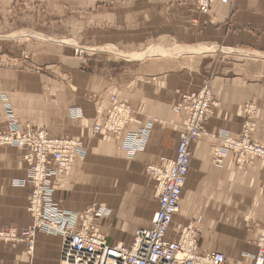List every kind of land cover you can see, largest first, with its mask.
<instances>
[{
    "label": "crops",
    "instance_id": "0c3cea01",
    "mask_svg": "<svg viewBox=\"0 0 264 264\" xmlns=\"http://www.w3.org/2000/svg\"><path fill=\"white\" fill-rule=\"evenodd\" d=\"M213 2L210 11L201 14L189 0H0V131L6 129L7 102L21 128L29 125L54 138L80 140L84 158L53 178L56 211L71 212V222L78 224L94 204L100 208L98 215L107 209L106 215L95 218L97 232L107 244H128L136 230L151 227L157 208L148 166L176 154L185 119L173 108L182 95L197 92L210 80L216 105L202 136L191 145L179 212L168 238L193 222L198 253H220L231 264H254L257 225L264 218V163L252 159L238 166L228 153L216 166L213 153L221 135H240L247 103L256 106L254 138L264 146V0ZM42 10L48 14L41 15ZM57 15L75 19L80 44L93 47L123 44L136 49L167 41L174 49L212 47L244 55L236 58L235 70L211 75L199 65L179 63L158 72L143 67L85 72L82 58L52 42L12 37L21 20L28 30L48 31L40 22ZM20 49L26 60H21ZM112 97L131 109V123L121 138L96 131L111 110ZM144 127L151 129L147 144L133 153L127 134ZM24 177L21 153L0 148V231H23L30 224L29 188L15 183ZM61 245V236L37 234L30 258L25 245L0 243V262L60 264Z\"/></svg>",
    "mask_w": 264,
    "mask_h": 264
},
{
    "label": "built area",
    "instance_id": "2783aa9c",
    "mask_svg": "<svg viewBox=\"0 0 264 264\" xmlns=\"http://www.w3.org/2000/svg\"><path fill=\"white\" fill-rule=\"evenodd\" d=\"M216 1L221 4L228 2ZM200 10L207 12V2ZM209 98V89L205 87L203 92L183 96L174 108L185 119L177 155L172 160L160 158L157 165L147 168L149 177L155 183L157 208L151 217V227L136 230L128 244H107L95 230L92 214L88 216L87 213L84 220L80 219L77 224L71 222L70 217L65 218L66 214L53 213L56 205L52 200L53 185L48 178L51 171L49 162L57 168L67 169L79 157L76 150L72 154L67 152L70 149L68 145L72 143L50 138L43 131L36 132L34 140L23 146L29 175L35 176V179H29L26 208L32 220L29 235L33 237V231L38 230L43 234L61 236L60 264H230L220 253L197 252V231L193 222L181 226L173 239L168 238L173 219L179 212V200L190 164L191 144L202 133L210 108ZM130 121V107L112 97L111 110L103 123L104 129L124 134ZM127 136L131 139L129 149L133 152L141 150L147 140V129L129 132ZM222 140L219 154L234 151L239 163L248 159L264 161V148L249 141L246 136L237 139L223 137ZM261 225L257 240V264L264 262V221Z\"/></svg>",
    "mask_w": 264,
    "mask_h": 264
},
{
    "label": "rangeland",
    "instance_id": "374dc122",
    "mask_svg": "<svg viewBox=\"0 0 264 264\" xmlns=\"http://www.w3.org/2000/svg\"><path fill=\"white\" fill-rule=\"evenodd\" d=\"M213 1L216 0H189V4L196 8L198 12L201 14H207L211 7ZM207 2V12L203 13L201 12V6H205ZM44 12V13H43ZM41 15L48 14L47 10H42L40 13ZM23 13L19 15L20 19H23ZM46 18H43L44 21H41L40 24H45L48 26V31H33L26 29L27 24L20 23L19 32L17 34H14L12 37H15L14 40H21L22 38L30 36V40H44L47 42H52L54 45L60 46L68 55H73L76 58H82L85 63L83 62L82 70L85 72L95 71L99 69H110L112 67H115L116 69H123L124 67H133V68H146L148 71L152 70L154 72L162 71L167 69V66L172 63H179V67H188V68H195L199 65V69L202 71H205L208 75H211L213 73H217L218 71L224 70H235L237 66L236 58L242 57V53H235L230 50L220 49V48H212V47H200V48H192V49H179V48H173L171 44H169L167 41H163V44H149L145 45L141 48L131 49V48H124L123 44H121V47L118 46H103V47H93L88 44H80L79 41H81V33L76 31V22L75 19H71L67 16H50ZM42 17H40L41 19ZM40 20L39 18H36ZM51 25V26H50ZM50 26V27H49ZM68 26V28L66 27ZM23 28V29H22ZM28 28V27H27ZM17 32V31H16ZM84 37L86 34L83 35ZM11 38V36L9 37ZM29 39V38H28ZM167 42V43H166ZM160 45H163V49L160 48ZM19 48V47H18ZM173 48V49H172ZM16 51V50H14ZM18 52V51H17ZM20 54L21 60L27 59V54L22 52V49L18 52ZM247 60H252L251 57H248ZM33 71L42 72L43 68H38L36 66H29ZM177 67V65L173 66ZM26 68V66H24ZM54 70L47 71V73L51 74V72ZM206 75V74H205ZM53 83H60V82H53ZM66 83V82H65ZM205 87H208L210 92V98H209V112L207 115V118L209 116L211 107H214L216 105V101L214 99V96L212 94L211 88H210V80H204L203 85L201 88L196 92H203ZM183 96H187V94H184L180 97V99ZM180 99L178 102H180ZM4 101H6V98H4ZM177 102V104H178ZM176 104V105H177ZM174 106V108L176 107ZM128 106V105H127ZM11 106L5 103V110H6V129L4 131H0V148H14L18 150L21 153L22 157V164L25 170V177L24 179L17 180L15 183L19 187H28L29 188V179L32 177L35 179V176L28 172L26 161L24 159L25 154V148L23 146L25 144L31 143L35 136L36 132H46L50 138L63 140L70 142L72 144H69L68 147L70 149L67 150L70 154L73 153L74 150L77 152V157H79L76 161H81L85 156V147L83 146L82 142L80 140H75L72 138H54L50 136V134L43 130V129H35L32 126L26 125L25 127L21 128L19 125L18 120L14 117ZM173 108V109H174ZM243 119L241 123V132L239 136H231L228 134H223L220 137L219 144L217 146V149L214 151L213 155L215 157L214 164L216 166H221L223 156H225L228 153H231L235 157V164L238 166H244L246 163H248L252 159L246 160L244 163H239L237 161V157L234 154V151L227 150L224 153L219 154L218 151L220 147L222 146V138L224 137H231L234 139L240 138L241 136H246L249 141L259 145L260 147L264 148V146L260 145L254 138V135L256 134L258 130V124L256 122V106L252 103H247L243 105ZM207 120V119H206ZM104 121L99 127H96V131L102 130L106 134H109L111 136L120 137L122 136L123 132L120 134L114 133L113 131H108L107 129H104ZM131 123V122H130ZM205 123V122H204ZM204 125V124H203ZM145 128V127H144ZM203 128V127H202ZM138 129V130H142ZM147 129V140L143 146L147 144L148 137L150 135V128ZM138 130H133V132H136ZM131 132V133H133ZM182 132V131H181ZM180 132V134H181ZM202 136V133L200 137ZM199 137V138H200ZM197 139V141L199 140ZM179 141V140H178ZM76 142L80 145L78 146ZM196 141H194L191 145H193ZM22 144V145H20ZM19 145V146H18ZM178 145V144H177ZM143 148L141 150H143ZM80 150V151H79ZM140 150H134L133 153L138 152ZM264 163V161L260 160ZM75 163V164H76ZM74 164V165H75ZM50 165V174L48 175V178L50 179L51 183L53 182V178H55L57 175L60 174V168H57L53 165L51 162H49ZM73 165V166H74ZM152 166V165H150ZM72 167V166H71ZM70 167V168H71ZM149 167V166H148ZM38 180L40 178H37ZM29 182V183H28ZM53 185V184H52ZM264 191V186H263ZM29 196V195H28ZM28 200V197H27ZM27 208V206H26ZM100 209L97 205L91 206L89 209H87L82 216H80V219L84 220V218L92 214L93 218V225L96 230V224H95V218L98 215V212ZM91 212H90V211ZM53 213L56 215L58 212L56 211V208L53 209ZM62 215L66 214L65 218H69L72 213L69 211H64L61 213ZM107 214V209H101V212L99 213L98 217L102 215ZM153 215V214H152ZM263 220L257 225V234H256V240H255V246L257 248L258 243V232L261 224L263 223ZM31 222L29 226L23 230L19 231L17 228H8L5 230L0 231V243L3 244H9V245H17V244H23L25 245V252L27 255L31 258L33 256V250H34V236L37 234H43L40 233L38 230L33 231V237L29 235V233L32 232ZM254 264H257L258 256L257 254L252 257ZM264 259V256H263ZM0 264H4L0 262ZM231 264V263H230ZM264 264V262H263Z\"/></svg>",
    "mask_w": 264,
    "mask_h": 264
},
{
    "label": "bare ground",
    "instance_id": "6f19581e",
    "mask_svg": "<svg viewBox=\"0 0 264 264\" xmlns=\"http://www.w3.org/2000/svg\"><path fill=\"white\" fill-rule=\"evenodd\" d=\"M191 94H196V92H194V93H190V94H187V95H191ZM176 149H177V147H176ZM190 150H191V148H190ZM176 155L177 154H175V157H176ZM191 156V155H190ZM174 157V158H175ZM76 163V162H75ZM189 168V167H188ZM54 190V189H53ZM181 195H182V193H181ZM180 199H181V197H180ZM180 201V200H179ZM28 214V213H27ZM29 215V214H28ZM29 218H30V216H29ZM32 220H31V218H30V222H31ZM45 235H51V234H45ZM36 236V235H35ZM35 236H34V238H35ZM62 242H63V240H62ZM62 246V245H61ZM61 250V249H60Z\"/></svg>",
    "mask_w": 264,
    "mask_h": 264
}]
</instances>
